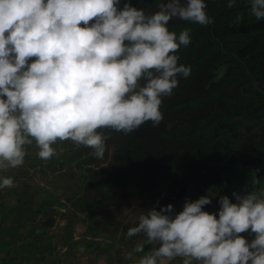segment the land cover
<instances>
[{"label":"clouds","instance_id":"9594fccd","mask_svg":"<svg viewBox=\"0 0 264 264\" xmlns=\"http://www.w3.org/2000/svg\"><path fill=\"white\" fill-rule=\"evenodd\" d=\"M249 2L250 14L264 20V0ZM206 8L205 0H163L154 12L131 0H0V171L22 167L33 141L42 160L56 154L58 140L102 160L109 139L102 130L158 127L163 99L191 75L176 55L190 45V31L177 35L168 25L173 18L207 25ZM257 184L253 177L251 189L233 191L235 202L220 196L218 216L204 210L209 195L186 200L178 213L172 204L152 207L126 235L143 234L154 247L138 261L127 258L264 264V187ZM13 186L12 177H0V190ZM144 251L138 243L135 252Z\"/></svg>","mask_w":264,"mask_h":264},{"label":"rangeland","instance_id":"374dc122","mask_svg":"<svg viewBox=\"0 0 264 264\" xmlns=\"http://www.w3.org/2000/svg\"><path fill=\"white\" fill-rule=\"evenodd\" d=\"M161 2L145 11L158 10ZM183 22L187 21L174 18L176 25ZM185 89L181 81L173 90L174 99H163V117L183 108L189 111L201 102L202 97L184 101ZM250 122V133L244 131L236 145L239 149L245 135H250L253 145L264 136V115ZM152 127L149 122L127 135L102 130L109 137L102 160L92 155V149L70 140H58L53 145L56 154L48 160L37 156L35 141L26 145L23 166L0 171V177L14 180L12 188L0 190V264H133L127 258L129 253L138 261L152 250L154 245L146 242V236L128 238L127 229L136 226L139 216L154 206L159 210L172 204L178 213L186 200L202 196L191 191L189 181L181 176L191 169L192 145L184 140L186 134L181 132V141H176ZM245 171L234 168L227 173L229 183L224 190L229 196L235 185L230 178ZM261 171L258 165H250L249 189L253 177L257 187L263 186ZM213 188L217 189L215 183H210L205 190L212 193ZM204 210L218 216L219 204L212 201ZM242 235L249 241L254 238L249 233ZM138 243L143 244L144 253L135 252ZM165 264H182V259Z\"/></svg>","mask_w":264,"mask_h":264},{"label":"trees","instance_id":"16d2710c","mask_svg":"<svg viewBox=\"0 0 264 264\" xmlns=\"http://www.w3.org/2000/svg\"><path fill=\"white\" fill-rule=\"evenodd\" d=\"M158 1L131 3L146 10ZM205 2L209 24L187 21L176 25L173 18L168 27L177 35L184 29L190 31V45L181 46L176 53L179 63L191 68V75L180 79V83L188 87L189 100L203 96L206 102L199 113L190 116L193 120H187L193 131L186 142L193 146L192 154L210 159L209 164L214 166L216 162L222 163L224 157H231L241 136L240 119L254 121L264 115V20L258 21L250 14L249 0H233L232 7L228 6L229 0ZM238 16L242 17L239 22ZM194 79L199 80L197 84H189ZM159 126L152 128L157 130ZM161 126L163 136L173 135L176 141H181L180 133L186 129L173 133L167 125ZM152 136L147 137V142ZM263 143L264 136L254 143V148Z\"/></svg>","mask_w":264,"mask_h":264},{"label":"flooded vegetation","instance_id":"af4514ba","mask_svg":"<svg viewBox=\"0 0 264 264\" xmlns=\"http://www.w3.org/2000/svg\"><path fill=\"white\" fill-rule=\"evenodd\" d=\"M222 70L220 69V73ZM195 81H192L189 84H194ZM188 88V87H187ZM187 92V90L185 89ZM203 99L198 105H195L192 109H189V111L186 108H183L181 110H178L176 113L171 114L169 117H163L167 118V120L164 122H161L159 128H155L156 131H162L163 127L161 125H167L172 132H177L180 128H186L183 132L185 136V141L190 140L191 132L193 131L192 127L189 123H186L187 120H189L190 116L192 118V115H194V112L199 113L202 110V106H204V103L206 102V98L201 96ZM170 100H173L174 97L172 96L169 98ZM195 99H197L195 97ZM189 100L187 96H185L184 101ZM191 113V114H190ZM190 120H193L191 119ZM189 120V121H190ZM244 122V123H243ZM178 124V125H177ZM238 125L240 126L241 130V136L244 133V131L250 133V120L249 119H240L238 122ZM249 129V130H248ZM247 136V138H246ZM173 138V135L170 137ZM243 138H246L243 142L242 148H237L235 146V149H233V153L231 154V157H224L226 158L222 163L216 162V164L210 165L209 161L210 159H201L200 156H195L191 153V151L194 149L191 146V164L188 166L191 167V169L188 171H184L183 175L185 179H187V183L189 181V186L191 191H198L202 196L209 195L212 197V201L214 204H219L218 200L219 197L222 195L229 196L228 192L224 190L226 188L225 184H228L229 182L225 180V177H227V173L232 171L234 168H245L246 171L241 174V176L230 178V182L234 181L235 185L232 190L234 191H243L245 186L249 184L250 187V165H258L259 170L262 169L260 174H264V143L263 145H260L259 148H254L255 145L253 143L250 144V135H245ZM240 143V140L237 142V144ZM236 144V145H237ZM257 149V150H256ZM257 158V159H256ZM256 159V160H255ZM247 168L249 171H247ZM264 180V178H263ZM210 183H215V186L217 189L213 188L212 193L206 192V187ZM195 184L198 188H195L193 186ZM264 187V184L263 186ZM230 199H232V202H235L234 198L232 196H229ZM220 207V206H219Z\"/></svg>","mask_w":264,"mask_h":264}]
</instances>
